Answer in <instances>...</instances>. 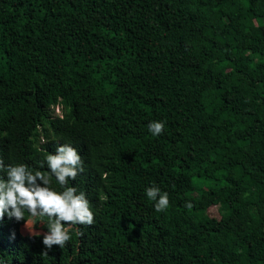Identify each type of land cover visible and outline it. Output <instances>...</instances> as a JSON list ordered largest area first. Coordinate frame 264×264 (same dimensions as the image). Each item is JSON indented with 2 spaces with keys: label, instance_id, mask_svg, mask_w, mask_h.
<instances>
[{
  "label": "trees",
  "instance_id": "trees-1",
  "mask_svg": "<svg viewBox=\"0 0 264 264\" xmlns=\"http://www.w3.org/2000/svg\"><path fill=\"white\" fill-rule=\"evenodd\" d=\"M63 144L93 223L49 250L5 215L0 264H264V0H0V180L62 192Z\"/></svg>",
  "mask_w": 264,
  "mask_h": 264
},
{
  "label": "clouds",
  "instance_id": "clouds-1",
  "mask_svg": "<svg viewBox=\"0 0 264 264\" xmlns=\"http://www.w3.org/2000/svg\"><path fill=\"white\" fill-rule=\"evenodd\" d=\"M56 110L59 114L60 108ZM164 127L163 121H153L148 125L153 136L160 135ZM46 162L51 175L64 190H52L49 187L51 179L47 173L30 171L25 164L8 165L7 179L0 180V220L7 215L9 219H15L17 222L24 221L27 227L26 212L33 220L36 217H47L48 231L42 234V243L50 250L53 245L60 248L65 246L71 239V226H90L94 217L85 194L78 193L75 187L67 186L69 180H75L78 171H83L81 157L76 149L67 144L58 146L55 154L46 156ZM4 167L3 161L0 160V169ZM146 195L155 201V211L162 212L169 207L168 194H162L159 188H147ZM185 206L190 208L192 205L187 203ZM29 232L32 236L41 235L40 232L34 231V227ZM77 235L82 233L77 231ZM42 255H47V252Z\"/></svg>",
  "mask_w": 264,
  "mask_h": 264
},
{
  "label": "rangeland",
  "instance_id": "rangeland-1",
  "mask_svg": "<svg viewBox=\"0 0 264 264\" xmlns=\"http://www.w3.org/2000/svg\"><path fill=\"white\" fill-rule=\"evenodd\" d=\"M61 112V111H60ZM57 113V110L55 109V114ZM208 215L211 216V217H216L218 218L219 217V214H218V210L216 207H211L209 210H208ZM35 223L32 219H30L28 222H27V227H25V224L21 227V233L23 235H29V236H32L30 235V230L32 229V227H34V231H37V232H44L42 231V229L40 227H35L34 226ZM40 225V224H38Z\"/></svg>",
  "mask_w": 264,
  "mask_h": 264
},
{
  "label": "built area",
  "instance_id": "built-area-1",
  "mask_svg": "<svg viewBox=\"0 0 264 264\" xmlns=\"http://www.w3.org/2000/svg\"><path fill=\"white\" fill-rule=\"evenodd\" d=\"M38 227H40V228H41V224H40V225H38ZM41 234H44V232H42Z\"/></svg>",
  "mask_w": 264,
  "mask_h": 264
}]
</instances>
